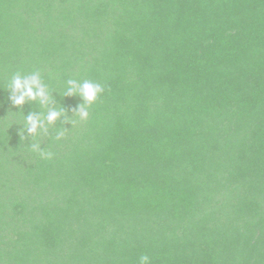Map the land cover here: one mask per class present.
Returning <instances> with one entry per match:
<instances>
[{"label": "trees", "instance_id": "trees-1", "mask_svg": "<svg viewBox=\"0 0 264 264\" xmlns=\"http://www.w3.org/2000/svg\"><path fill=\"white\" fill-rule=\"evenodd\" d=\"M70 79L105 86L86 120ZM142 255L264 264V0H0V264Z\"/></svg>", "mask_w": 264, "mask_h": 264}, {"label": "clouds", "instance_id": "clouds-1", "mask_svg": "<svg viewBox=\"0 0 264 264\" xmlns=\"http://www.w3.org/2000/svg\"><path fill=\"white\" fill-rule=\"evenodd\" d=\"M68 85L67 94L79 95L85 102L77 109L78 117L84 120L88 119L90 115L88 108L105 92V86L90 80L78 81L75 79L68 80ZM10 87L12 89L11 99L16 106L23 105L27 100L39 99L40 103L45 106L50 102V93L37 72H33L31 75H14ZM61 115L62 110L57 109L49 110L46 116L43 114H28L25 118L27 133L35 138L41 132H46L47 124L54 123ZM63 135L62 131L58 132L56 139H61ZM31 148L33 151L39 152L42 157L51 159L53 156V153L45 151L40 143H33ZM140 264H152L151 258L148 255H142Z\"/></svg>", "mask_w": 264, "mask_h": 264}, {"label": "rangeland", "instance_id": "rangeland-1", "mask_svg": "<svg viewBox=\"0 0 264 264\" xmlns=\"http://www.w3.org/2000/svg\"><path fill=\"white\" fill-rule=\"evenodd\" d=\"M25 228L27 227L26 225L24 226ZM23 228V227H22ZM24 229V228H23ZM29 229H30V227H29Z\"/></svg>", "mask_w": 264, "mask_h": 264}]
</instances>
